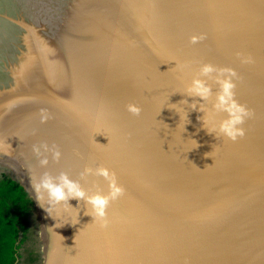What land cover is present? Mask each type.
<instances>
[{
	"label": "water",
	"instance_id": "1",
	"mask_svg": "<svg viewBox=\"0 0 264 264\" xmlns=\"http://www.w3.org/2000/svg\"><path fill=\"white\" fill-rule=\"evenodd\" d=\"M205 64L252 112L235 142ZM101 166L124 189L106 227L37 190L66 173L107 195L81 177ZM0 264H264V0H0Z\"/></svg>",
	"mask_w": 264,
	"mask_h": 264
},
{
	"label": "clouds",
	"instance_id": "2",
	"mask_svg": "<svg viewBox=\"0 0 264 264\" xmlns=\"http://www.w3.org/2000/svg\"><path fill=\"white\" fill-rule=\"evenodd\" d=\"M204 39L203 36L192 37V43H198ZM244 62H251L250 58ZM219 72L217 83L220 85V91L216 95V103L213 107L217 111L227 113V118L224 119L219 125V133L233 142L245 136V129L243 128L246 119L252 116L251 110L247 109L238 103L235 99L234 89L236 85L233 83V78L237 76V73L229 68L217 69L213 65L205 64L201 70L200 75L207 77L212 73ZM212 88L203 79H193L191 85L187 88V95L189 97H198L202 101H207L212 96ZM193 110H196V104H192ZM127 111L132 115L139 116L142 112V108L136 104H128ZM203 112V109H200ZM42 122H47L50 115L46 110H41ZM213 131H216L215 129ZM45 152L50 151L47 144L42 146ZM38 158L43 156L41 147H34ZM54 160L59 162L61 159V152L58 148L51 150ZM40 164L42 167H47L49 160L47 158H41ZM97 175L103 177L109 181V192L107 195L94 194L88 195L86 191L78 182H74L66 173H61L59 177H52L49 174H45L41 181V184L37 187V190L46 191L50 199L56 204L68 202L70 199H86V202L92 206V217L102 221V227L107 226L106 209L111 201L116 200L124 193V189L118 185L115 173L111 172L108 168L98 167L93 169L91 167H85L81 172V177L87 175Z\"/></svg>",
	"mask_w": 264,
	"mask_h": 264
}]
</instances>
